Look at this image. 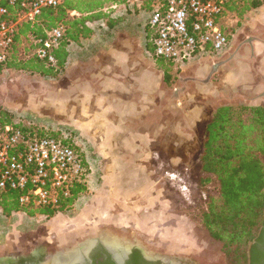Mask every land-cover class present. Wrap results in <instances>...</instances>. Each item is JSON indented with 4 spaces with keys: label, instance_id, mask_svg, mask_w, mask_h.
<instances>
[{
    "label": "crops",
    "instance_id": "1",
    "mask_svg": "<svg viewBox=\"0 0 264 264\" xmlns=\"http://www.w3.org/2000/svg\"><path fill=\"white\" fill-rule=\"evenodd\" d=\"M126 9L132 11V5H127L124 12ZM107 12L109 17L89 24L92 29L89 37L80 36L78 41H70L64 46L65 66L53 78L52 103L49 105L53 108L54 131L64 128L79 136L86 150L97 151L98 155L89 157L91 166L101 163L120 171L118 174L113 172L117 179L114 180L120 182L117 190L111 189L112 193H108L106 184L102 185L103 191L99 190L96 195L98 205H88L87 199H82L75 206L85 204L88 212L97 210V214H101L106 205L112 204L110 207L114 210L108 212L113 213V221L109 223L122 227L133 225L132 219H123L122 215L135 214L139 198L146 201L150 198L153 204L158 200L156 204L162 207L161 213L168 212L170 203L164 196L148 193V188L154 193L156 187L151 175L137 170L152 160L153 146L169 132L171 120L181 116L185 122L183 109L177 106L186 88L171 84L169 70L174 73L176 69L152 57L147 17L143 26L142 18L132 13ZM234 20L237 27L227 51L194 59L177 70L184 74L194 68L193 79L199 83L200 93H210L215 99L228 97L250 106L264 107V0L261 6ZM214 65H218L217 69L210 75ZM180 81L183 86L186 77L183 75ZM193 116L195 121L199 120L200 110ZM177 130L180 132L179 125ZM173 158L175 162L181 160L179 156ZM173 161L171 163L176 164ZM20 214L21 211L14 212L6 218L15 219V225H20L19 221L24 223ZM180 218L175 220V225H183ZM51 220L49 225H53V218ZM103 239L118 246L109 238ZM9 256L0 255V264H6Z\"/></svg>",
    "mask_w": 264,
    "mask_h": 264
},
{
    "label": "rangeland",
    "instance_id": "2",
    "mask_svg": "<svg viewBox=\"0 0 264 264\" xmlns=\"http://www.w3.org/2000/svg\"><path fill=\"white\" fill-rule=\"evenodd\" d=\"M152 1L129 0L125 5H107L106 9L139 16L144 26ZM127 5H132V11L126 9L124 12ZM231 14L230 17L221 21L224 32L228 35L233 34L237 27L234 18L238 16L236 12H231ZM30 52L29 44L21 40L14 48L12 66L0 70V110L11 115L13 123L25 127L33 125L39 128L47 127L53 131V108L49 105V102L52 103L53 77H43L26 68H21V64L31 58ZM166 64L175 69L169 63ZM169 71L171 84L186 88L184 94L180 93L181 102L177 106L183 109L185 122L183 123L181 116L179 118L175 116L171 120L169 132L164 135L161 142L153 146L152 160L139 166L141 170L137 172L144 170L151 175L156 182V187L154 193H151L148 188V193L154 196L160 193L164 196L170 203L167 209L170 214L161 213L162 207L156 204L158 200H154L153 204L150 198L148 201L139 198L137 200L138 210L135 214L122 215L123 219H132L133 225L120 227L109 223L113 219V213L108 212H113L114 209L110 207L112 204L106 205L107 208L102 209L101 214H97V210L88 212V206L85 204L81 207L75 206L82 199H87L88 205H98L96 195L99 190L103 191L102 185L106 184L108 193H112L111 189L117 190L120 185L119 181H115L117 179L113 172L116 170L113 167L92 163L91 187L87 190H80L70 207L54 212L52 217L39 214L29 216L21 211L20 216L23 217L24 223L19 221L20 225H15V219H7L0 208V255L16 256L30 249L45 247L46 254L50 255L46 264H51L56 255H61L59 252L67 254L68 252L65 251H73L72 249L79 243L113 238L122 244H137L150 255L183 259L193 264H229V258L225 255L221 243L212 239L201 223V214L206 210L210 196L216 194V185L213 182L201 184L198 157L201 151L203 130L212 113L219 106L238 105L242 102L238 99L230 100L228 97H216L215 99L210 93H200L199 83L193 79L194 68L185 71L184 74L177 69L174 73L172 70ZM182 74L186 77V83L183 86L180 81ZM199 110L201 118L195 121L193 115ZM31 113L35 114L38 119L33 118ZM178 125L180 132L177 130ZM58 130L65 129L58 128ZM86 153L87 157L93 154L98 155L94 150H86ZM175 156H179L181 160L173 161ZM172 161L176 164H172ZM106 178L107 183H104ZM139 184L145 185V183ZM109 200L112 201L111 198ZM178 216L181 217L183 225H175ZM51 218H53V225H49L52 222ZM77 222L78 225H76ZM67 241L68 245L66 244L63 250H58L60 247L58 245Z\"/></svg>",
    "mask_w": 264,
    "mask_h": 264
},
{
    "label": "built area",
    "instance_id": "3",
    "mask_svg": "<svg viewBox=\"0 0 264 264\" xmlns=\"http://www.w3.org/2000/svg\"><path fill=\"white\" fill-rule=\"evenodd\" d=\"M242 1L153 0L146 19L152 57L179 69L194 59L223 54L231 46L232 34L224 32L221 21L232 15L229 5ZM62 3L0 0V70L12 62L20 26L40 25L41 11ZM66 31L63 23H57L43 31L44 37L29 33L23 41L29 44L32 58L53 68L56 49L70 42ZM92 176L85 145L71 132L0 124V202L9 191H16L21 211L37 215L40 209L65 210L70 205H62L75 189L91 187Z\"/></svg>",
    "mask_w": 264,
    "mask_h": 264
},
{
    "label": "trees",
    "instance_id": "4",
    "mask_svg": "<svg viewBox=\"0 0 264 264\" xmlns=\"http://www.w3.org/2000/svg\"><path fill=\"white\" fill-rule=\"evenodd\" d=\"M128 1L63 0L59 7L41 11L40 25L33 28L20 26L14 48L27 34L44 37L43 31L57 23L66 27L70 41L76 42L80 36L89 37L92 34L89 24L107 18L109 12L104 11L107 5H125ZM261 4L262 0H243L241 4L233 2L228 10L242 18L246 11ZM66 44H61L58 53L56 51V67H45L31 57L21 64V68L55 78L65 66L63 48ZM0 124L19 125L11 122V115L1 110ZM198 161L201 184L213 182L216 185V194L210 196L207 208L201 214L202 225L212 239L221 243L229 264H253L257 253L253 243L264 238V107L243 103L219 106L203 130ZM79 191V188L75 189L62 207L72 204ZM17 197L16 191L3 196L0 208L4 215L21 211ZM37 212L47 217L54 215L47 209ZM25 213L33 215L36 211Z\"/></svg>",
    "mask_w": 264,
    "mask_h": 264
},
{
    "label": "flooded vegetation",
    "instance_id": "5",
    "mask_svg": "<svg viewBox=\"0 0 264 264\" xmlns=\"http://www.w3.org/2000/svg\"><path fill=\"white\" fill-rule=\"evenodd\" d=\"M262 237H264V233ZM110 240L118 243L116 249L112 248L116 245L107 243L103 238L92 240L94 243H92L85 253H81L80 260L75 261L73 264H193V262L183 259H173L162 255H150L137 244L126 245L120 243L117 239L113 240L112 238ZM67 243L69 242L60 243L58 250H63V247ZM253 245H256L257 250L253 264H264V238L260 242H254ZM127 248H129V251L126 253L125 250ZM67 252L69 253L71 250ZM59 253L65 255L63 252ZM49 256L45 252V247H37L34 250L30 249L16 256L10 255L7 258L8 262L6 264H46ZM51 264H53V259Z\"/></svg>",
    "mask_w": 264,
    "mask_h": 264
},
{
    "label": "bare ground",
    "instance_id": "6",
    "mask_svg": "<svg viewBox=\"0 0 264 264\" xmlns=\"http://www.w3.org/2000/svg\"><path fill=\"white\" fill-rule=\"evenodd\" d=\"M107 244V243H106ZM92 245L91 242L85 241L83 243H80L78 248L72 249L73 251L69 253H65V255H56V257L53 258V264H73L75 261L80 260L81 253H85L87 249ZM113 249H116L117 246L112 247ZM79 249V250H78Z\"/></svg>",
    "mask_w": 264,
    "mask_h": 264
},
{
    "label": "water",
    "instance_id": "7",
    "mask_svg": "<svg viewBox=\"0 0 264 264\" xmlns=\"http://www.w3.org/2000/svg\"><path fill=\"white\" fill-rule=\"evenodd\" d=\"M248 42V41H247ZM217 66L218 65H214L213 67H212V69H211V72H210V75L212 74V73H214L215 72V70L217 69ZM209 75V76H210ZM89 242H91V243H94V242H92V241H89ZM76 248H78V246L76 247ZM79 250V249H78ZM126 253L129 251V248H127L126 250Z\"/></svg>",
    "mask_w": 264,
    "mask_h": 264
}]
</instances>
